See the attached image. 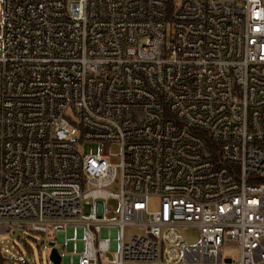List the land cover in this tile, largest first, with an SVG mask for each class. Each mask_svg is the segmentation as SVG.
I'll list each match as a JSON object with an SVG mask.
<instances>
[{"label":"built area","instance_id":"2783aa9c","mask_svg":"<svg viewBox=\"0 0 264 264\" xmlns=\"http://www.w3.org/2000/svg\"><path fill=\"white\" fill-rule=\"evenodd\" d=\"M0 46V235L264 264V0H3Z\"/></svg>","mask_w":264,"mask_h":264},{"label":"rangeland","instance_id":"374dc122","mask_svg":"<svg viewBox=\"0 0 264 264\" xmlns=\"http://www.w3.org/2000/svg\"><path fill=\"white\" fill-rule=\"evenodd\" d=\"M3 13V0H0V24ZM2 53L0 46V54ZM119 151L118 147L112 148ZM80 151L83 154L94 155L104 152V146L101 143H85L80 146ZM111 205L117 209L118 203L111 202ZM151 209L157 207V200H153L150 204ZM89 208H85V214H88ZM15 233L12 235H0V264H52L49 261L50 243L55 244L61 256L76 257L77 254L69 250L68 244L62 240V237L57 234H33L23 231L17 225H13ZM134 230H127V238ZM184 240L188 244H196L200 239L199 229L192 226H184L180 229ZM225 256H230L234 259V264L239 262L240 251L233 246L223 250ZM64 264V261H63Z\"/></svg>","mask_w":264,"mask_h":264},{"label":"water","instance_id":"95a60500","mask_svg":"<svg viewBox=\"0 0 264 264\" xmlns=\"http://www.w3.org/2000/svg\"><path fill=\"white\" fill-rule=\"evenodd\" d=\"M80 245L82 246V242L80 241ZM50 252H49V261L52 264H66L67 258L68 257H62L61 254L59 253L58 249L55 247V244L50 243ZM228 262H230V260H228Z\"/></svg>","mask_w":264,"mask_h":264},{"label":"crops","instance_id":"0c3cea01","mask_svg":"<svg viewBox=\"0 0 264 264\" xmlns=\"http://www.w3.org/2000/svg\"><path fill=\"white\" fill-rule=\"evenodd\" d=\"M62 237V240H63V235H60ZM79 250L81 251L82 250V246L79 244ZM74 262L76 264V258L74 259ZM66 264H69V258H67V261H66Z\"/></svg>","mask_w":264,"mask_h":264},{"label":"trees","instance_id":"16d2710c","mask_svg":"<svg viewBox=\"0 0 264 264\" xmlns=\"http://www.w3.org/2000/svg\"><path fill=\"white\" fill-rule=\"evenodd\" d=\"M0 263H2V260L0 261Z\"/></svg>","mask_w":264,"mask_h":264}]
</instances>
